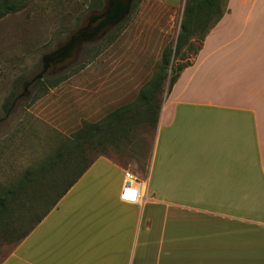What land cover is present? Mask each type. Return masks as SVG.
I'll list each match as a JSON object with an SVG mask.
<instances>
[{
    "label": "crops",
    "instance_id": "crops-1",
    "mask_svg": "<svg viewBox=\"0 0 264 264\" xmlns=\"http://www.w3.org/2000/svg\"><path fill=\"white\" fill-rule=\"evenodd\" d=\"M143 184L120 202L124 172ZM2 264H264V0H228L161 104L144 173L97 159Z\"/></svg>",
    "mask_w": 264,
    "mask_h": 264
},
{
    "label": "rangeland",
    "instance_id": "rangeland-1",
    "mask_svg": "<svg viewBox=\"0 0 264 264\" xmlns=\"http://www.w3.org/2000/svg\"><path fill=\"white\" fill-rule=\"evenodd\" d=\"M227 1L198 13L194 0H137L127 19L85 46L76 62L26 91L25 84L42 70V57L96 11L94 0H26L22 11L2 18L0 187L54 155L77 131L119 111L126 120L120 136L127 140L109 148L108 157L144 173L172 79L191 64ZM94 142L99 150V137Z\"/></svg>",
    "mask_w": 264,
    "mask_h": 264
},
{
    "label": "trees",
    "instance_id": "trees-1",
    "mask_svg": "<svg viewBox=\"0 0 264 264\" xmlns=\"http://www.w3.org/2000/svg\"><path fill=\"white\" fill-rule=\"evenodd\" d=\"M194 1L200 4L199 13L213 9L220 0ZM25 3L26 0H0V20L22 11ZM102 5V0H94L93 9L99 10ZM192 11L193 6L189 7L188 15ZM122 114L123 111H119L100 125L77 131L65 139L54 155L33 164L17 180L0 187V264L9 257L10 250L19 246L55 209L97 159L109 158L108 151L127 140V137L120 136L126 122ZM106 125L109 130L103 129ZM96 137L101 141L99 150L94 149Z\"/></svg>",
    "mask_w": 264,
    "mask_h": 264
},
{
    "label": "water",
    "instance_id": "water-1",
    "mask_svg": "<svg viewBox=\"0 0 264 264\" xmlns=\"http://www.w3.org/2000/svg\"><path fill=\"white\" fill-rule=\"evenodd\" d=\"M136 0H102V7L85 18L82 25L70 34L53 53L42 57L45 64L53 58L54 65L69 66L77 61L82 47L102 39L108 32L121 25L131 13ZM64 68L59 70L63 72ZM41 80L39 74L35 78Z\"/></svg>",
    "mask_w": 264,
    "mask_h": 264
},
{
    "label": "built area",
    "instance_id": "built-area-1",
    "mask_svg": "<svg viewBox=\"0 0 264 264\" xmlns=\"http://www.w3.org/2000/svg\"><path fill=\"white\" fill-rule=\"evenodd\" d=\"M144 196V184L131 172H124L123 186L119 195L122 203L137 205Z\"/></svg>",
    "mask_w": 264,
    "mask_h": 264
},
{
    "label": "flooded vegetation",
    "instance_id": "flooded-vegetation-1",
    "mask_svg": "<svg viewBox=\"0 0 264 264\" xmlns=\"http://www.w3.org/2000/svg\"><path fill=\"white\" fill-rule=\"evenodd\" d=\"M109 33V32H108ZM107 33V34H108ZM106 34V35H107ZM105 35V36H106ZM104 36V37H105ZM101 40V39H100ZM99 41V40H98ZM97 42V41H96ZM93 43H95V42H93ZM92 44V43H91ZM89 45V44H88ZM85 46H87V45H85ZM85 46H83L82 47V50H83V48L85 47ZM82 50H81V52H80V54L82 53ZM53 53V52H52ZM51 54V53H50ZM49 55V54H48ZM80 56V55H79ZM58 60L57 59H55V58H53L52 60H50V61H47L45 64H42V70H41V72H40V74L42 75V79L44 78V77H46L47 75H48V73L49 72H51L53 75H55V74H58V73H62V72H59V70H61V69H67L69 66H71V65H69V66H61V65H54L53 63H55V62H57ZM64 71V70H63ZM39 75V74H38ZM36 78V77H35ZM33 79V80H31L29 83H26L25 84V88H24V91H26L27 89H29V88H31L34 84H36L37 82H39L40 80H36V79ZM41 79V80H42Z\"/></svg>",
    "mask_w": 264,
    "mask_h": 264
}]
</instances>
